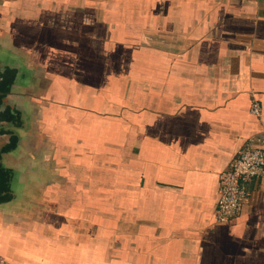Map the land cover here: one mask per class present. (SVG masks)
I'll list each match as a JSON object with an SVG mask.
<instances>
[{
  "label": "crops",
  "instance_id": "0c3cea01",
  "mask_svg": "<svg viewBox=\"0 0 264 264\" xmlns=\"http://www.w3.org/2000/svg\"><path fill=\"white\" fill-rule=\"evenodd\" d=\"M0 52L2 257L264 264V177L213 214L264 145V0H0Z\"/></svg>",
  "mask_w": 264,
  "mask_h": 264
},
{
  "label": "built area",
  "instance_id": "2783aa9c",
  "mask_svg": "<svg viewBox=\"0 0 264 264\" xmlns=\"http://www.w3.org/2000/svg\"><path fill=\"white\" fill-rule=\"evenodd\" d=\"M251 114L259 115L261 105L253 99ZM264 177V145L248 141L241 146L229 165L218 174V197L214 208V220L227 223L240 212L247 199L245 183ZM0 264H12L0 255Z\"/></svg>",
  "mask_w": 264,
  "mask_h": 264
},
{
  "label": "rangeland",
  "instance_id": "374dc122",
  "mask_svg": "<svg viewBox=\"0 0 264 264\" xmlns=\"http://www.w3.org/2000/svg\"><path fill=\"white\" fill-rule=\"evenodd\" d=\"M8 53H9V52H8ZM6 56H8V54H4V53H1V52H0V59L4 58V57H6ZM23 80H26V77H24ZM30 148H32V146H30L28 143L25 142V143L23 144V146H22V151H23V153L28 152V151L30 150Z\"/></svg>",
  "mask_w": 264,
  "mask_h": 264
}]
</instances>
